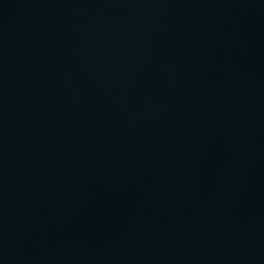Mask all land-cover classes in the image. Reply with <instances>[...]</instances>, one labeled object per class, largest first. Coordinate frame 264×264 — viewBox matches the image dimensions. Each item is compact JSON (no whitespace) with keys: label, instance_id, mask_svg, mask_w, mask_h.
Here are the masks:
<instances>
[{"label":"water","instance_id":"1","mask_svg":"<svg viewBox=\"0 0 264 264\" xmlns=\"http://www.w3.org/2000/svg\"><path fill=\"white\" fill-rule=\"evenodd\" d=\"M0 264H264V0H0Z\"/></svg>","mask_w":264,"mask_h":264}]
</instances>
